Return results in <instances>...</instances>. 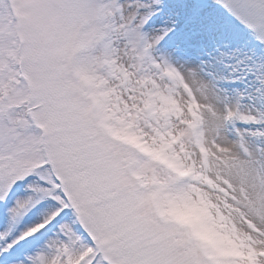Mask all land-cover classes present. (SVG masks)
I'll list each match as a JSON object with an SVG mask.
<instances>
[{"label":"snow or ice","instance_id":"1","mask_svg":"<svg viewBox=\"0 0 264 264\" xmlns=\"http://www.w3.org/2000/svg\"><path fill=\"white\" fill-rule=\"evenodd\" d=\"M217 3L255 70L155 55L161 0H0V264H215L156 210L193 186L264 264V0Z\"/></svg>","mask_w":264,"mask_h":264},{"label":"rangeland","instance_id":"2","mask_svg":"<svg viewBox=\"0 0 264 264\" xmlns=\"http://www.w3.org/2000/svg\"><path fill=\"white\" fill-rule=\"evenodd\" d=\"M217 4V0H161L160 11L150 22V26L159 28L165 21L172 19L174 29L159 43L155 55H163L170 62L181 65L182 61L189 58L187 50H190L194 68L202 70L205 75L220 76L231 72L235 67V59L247 56L252 58L248 63L255 70L254 65L260 63V50L251 42L246 32L238 27L228 26L230 17ZM182 34L185 37L179 40L178 37ZM240 75H247L248 79L235 82L226 80L229 88L240 91L251 89L255 85L253 75L247 70ZM255 103L259 104L260 101ZM131 142L136 141L132 139Z\"/></svg>","mask_w":264,"mask_h":264},{"label":"clouds","instance_id":"3","mask_svg":"<svg viewBox=\"0 0 264 264\" xmlns=\"http://www.w3.org/2000/svg\"><path fill=\"white\" fill-rule=\"evenodd\" d=\"M156 210L181 227L215 264L238 259L240 240L203 188L193 186L187 195L162 200Z\"/></svg>","mask_w":264,"mask_h":264},{"label":"bare ground","instance_id":"4","mask_svg":"<svg viewBox=\"0 0 264 264\" xmlns=\"http://www.w3.org/2000/svg\"><path fill=\"white\" fill-rule=\"evenodd\" d=\"M180 37H178V39L180 38V39H183L185 36H184V34H182V35H179ZM190 39H193L194 40V37H192V36H190L189 37ZM179 39V40H180ZM187 39V38H186ZM189 39V40H190ZM188 40V39H187ZM164 48H166V47H164ZM171 48V47H170ZM169 49V48H168ZM189 53V58L187 59L186 58V60L185 61H182V63H180L181 65H184V66H187V67H194V58L192 59V54H191V52H190V50H187ZM171 55V54H170ZM195 57V56H194ZM175 62V61H174Z\"/></svg>","mask_w":264,"mask_h":264}]
</instances>
